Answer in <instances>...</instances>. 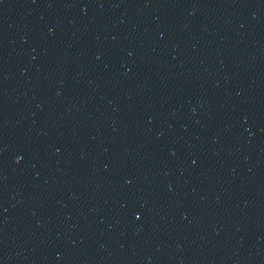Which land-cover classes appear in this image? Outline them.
<instances>
[{"label":"water","instance_id":"water-1","mask_svg":"<svg viewBox=\"0 0 264 264\" xmlns=\"http://www.w3.org/2000/svg\"><path fill=\"white\" fill-rule=\"evenodd\" d=\"M0 264H264V0H0Z\"/></svg>","mask_w":264,"mask_h":264}]
</instances>
